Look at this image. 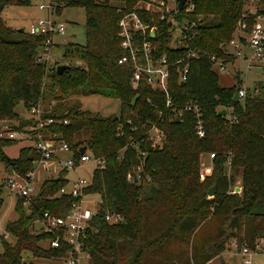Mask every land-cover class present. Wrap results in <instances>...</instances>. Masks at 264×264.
<instances>
[{
	"label": "trees",
	"instance_id": "trees-1",
	"mask_svg": "<svg viewBox=\"0 0 264 264\" xmlns=\"http://www.w3.org/2000/svg\"><path fill=\"white\" fill-rule=\"evenodd\" d=\"M55 1L85 10V42L77 50L76 65L68 64L69 69L62 73L38 60L46 35H30L3 20L4 6L23 1L0 0V121L19 120L14 109L20 102L30 110L51 97L58 103L43 111L42 118L54 122L43 131L65 141L75 160L82 146L104 160L101 167L93 166L91 174L85 176L83 190L84 197L100 212L90 221L83 239L90 264H206L232 239L251 248L255 242H264L263 82L247 88L244 98L233 100L237 87L221 86L212 65L199 58L189 61L186 83L180 86L173 62L186 49L171 46L167 22L159 21L158 14L141 13L145 22L156 26L157 35L140 37L155 45L154 57L166 54L169 60L168 91L173 107L167 108L163 93L143 80L136 87L130 83L134 71L130 62L118 63L126 51L120 46L117 22L121 14L117 9L128 11L138 0ZM188 1L194 9L181 17L194 24L190 32L195 33V39L189 47L233 60L226 52L228 41L234 32L240 33L241 23L250 26L255 18L246 13L247 0ZM235 80L241 82L239 74ZM82 92L118 98L120 114L101 116L65 103L64 99ZM190 99L201 108L205 130L201 138L195 133L193 114H179ZM220 109H227V114L218 115ZM63 119L68 122L62 123ZM153 124L156 128L152 132L158 139L149 137ZM25 127L33 134V119L20 121L13 129ZM12 142L0 137V162L8 172L24 176L33 168L37 153L28 146L21 148L18 158L10 159L3 148ZM203 153L214 154L213 166L211 173L200 179ZM227 168L240 173L239 192H231L235 185ZM129 172L138 179L128 180ZM69 177L63 170L57 177L44 179L27 205L23 198H16L17 218L4 226L15 241L9 243L4 235L0 237V264H32L25 261V252L61 260L68 255L64 244L56 249L42 246L55 235L36 230L34 221L44 212L55 216L68 212L74 199L57 192ZM213 185L216 191L209 198L207 192ZM90 195H97V200ZM2 203L0 188V209ZM106 210L124 215L125 222L107 223L103 217ZM210 220L217 223L215 235L198 237L197 231Z\"/></svg>",
	"mask_w": 264,
	"mask_h": 264
},
{
	"label": "built area",
	"instance_id": "built-area-1",
	"mask_svg": "<svg viewBox=\"0 0 264 264\" xmlns=\"http://www.w3.org/2000/svg\"><path fill=\"white\" fill-rule=\"evenodd\" d=\"M178 2L179 0H138L132 9L128 11H124V7L117 9V12L121 14L117 22L120 46L126 51L118 59V63L130 62L134 67L130 83L136 87L143 80L151 88L160 91L165 95L166 107L170 109L173 107V98L168 91V80L171 73L169 60L166 54L154 57L155 45L151 40L140 37L139 34H148L151 38H155L157 35L156 26L145 22L141 13L158 14L159 21L167 22V32L172 36L171 46L186 49L185 54L175 58L173 62L176 67L178 82L184 81L186 83L191 59L205 58L212 65L213 70L214 67H217L220 72H227L232 61L228 60L227 55H218L209 50L199 52L189 47V42L195 39V33L190 32L194 28V24L188 23L185 18L181 17V14L191 12L194 5L185 0L181 10H178ZM61 6H63V3L55 0L38 3V8L44 10L46 16L31 22L28 29L30 35H46L42 49L38 54V60L45 63L46 67L51 66L53 36L55 34L63 35L66 28L65 23L54 15L55 9ZM168 22H170L169 25ZM238 29L240 33L232 37L227 43V46H231L234 51L230 54L227 49L228 56H231L233 60L243 59L246 62V67L256 63V65L262 64L264 62V14L255 16L250 26L246 22L241 23ZM236 85L238 97L244 98L247 86L243 85L242 81L240 83L236 81ZM29 111L31 119H33V134L27 131L5 130L3 128L0 129V137H6L14 141L31 139L33 141L32 147H34L38 158L34 161L33 168L24 176L16 172H10L11 175L2 180L0 187L10 196L23 198V204L27 205L31 197L36 196L38 187L44 179L57 177L61 171L66 170L70 177L67 184L58 190L57 195H69L74 199L70 209L64 216H55L44 212L41 218L34 221V224L38 225L39 229L55 235L53 239L47 242L49 247L56 249L62 244L67 247L68 255L63 258L64 264H90V257L84 249L83 239L86 230L90 228V221L99 216L100 212L94 202V207L85 206L86 202H90L84 197L83 192L87 184V178L78 175L77 169L84 164L101 167L104 160L92 156L86 150L84 153H80L78 160H75L65 141L55 140L54 134L43 131V127L53 123L54 120L52 118L43 119L42 111L38 107H32ZM182 112L193 114L195 133L199 138L203 137L205 130L198 102L190 99L182 107L179 114ZM159 115L161 114L159 113ZM67 122V119L62 120L64 124ZM155 128L153 124L148 131L151 139L159 138V135H154L152 132ZM213 157L214 154L210 153V158ZM208 170L206 169V171ZM43 175H45L44 179L42 178ZM134 176L137 179L139 177L134 172H129L127 179L133 180ZM203 178L201 173L200 179ZM231 192L236 193L234 189ZM103 217L109 224L125 222L124 215L113 210L104 211ZM3 235L4 238H7L9 234L5 232ZM232 248L241 256L242 264H253L254 255L257 252H264V242H255L254 247L251 248L246 244L239 243L236 239H232L229 250Z\"/></svg>",
	"mask_w": 264,
	"mask_h": 264
},
{
	"label": "rangeland",
	"instance_id": "rangeland-1",
	"mask_svg": "<svg viewBox=\"0 0 264 264\" xmlns=\"http://www.w3.org/2000/svg\"><path fill=\"white\" fill-rule=\"evenodd\" d=\"M20 3H12L3 7L1 16L6 24L12 28L19 29L23 28L25 32H28L30 23L36 21L38 18L46 16V12L38 8V3L46 2V0H22ZM247 14L254 16L264 13V0H247L245 5ZM61 21L65 23V32L63 35L55 34L52 39V50H51V66L57 64L67 63L76 65L78 54L77 50H73L76 46H82L85 42V10L81 7L70 8L67 6H61L55 9V13ZM238 35L234 32V36ZM233 36V37H234ZM67 48L71 50L67 51ZM230 54L234 53L231 46H227ZM234 60L228 66L227 72H220L217 67H214V71L217 74L219 84L223 87H237L235 74H239L243 85L251 89L258 81H262L264 84V62L256 65L252 64L246 67V62L242 59H237L233 64ZM65 103L69 105L77 104V106L86 112L92 114H99L101 116H118L120 114V100L114 96L103 93H78L68 99H64ZM58 101L49 97L38 105L40 111H49ZM19 116V120H4L0 121L7 128L13 129L20 121H25L30 116V111L24 107V104L20 102L14 109ZM21 119V120H20ZM23 119V120H22ZM32 147L33 141L31 139H23L20 141L12 142L3 148L4 153L10 159H16L19 156L21 148ZM36 166V164H35ZM212 163L210 153H203L200 159V175L203 177L209 175L212 170ZM93 169L92 164H84L82 167L77 169L78 175L89 176ZM206 169H209L206 171ZM228 175H233V185L239 186L240 184V173L233 171L229 168L226 169ZM11 173L7 171L5 165L0 162V185L3 179L10 176ZM40 175V173H39ZM41 176V175H40ZM45 175L42 176L44 179ZM41 178V179H42ZM240 187V186H239ZM1 188V187H0ZM240 191V190H239ZM238 191V192H239ZM3 203L0 209V237L5 233L4 226L8 221L15 220L17 214L14 210L16 198L8 195L4 189H2ZM93 200H97V195H90ZM209 197V196H208ZM211 198V197H209ZM85 206L94 207L93 201L86 202ZM39 226H36L38 230ZM217 229V223L214 220L206 222L197 231V236H214ZM5 240L9 243H14L15 239L13 236L8 235ZM42 246L48 247V243H41ZM213 244L210 243L209 247ZM230 243H227V248L220 252L217 256L212 258L206 264H242V259L239 254L232 248L229 250ZM2 252V244L0 238V253ZM25 261L31 262L32 264H64V261L57 258H43L33 257L29 252L24 253ZM85 262V261H84ZM83 262V263H84ZM253 264H264V252H257L253 257Z\"/></svg>",
	"mask_w": 264,
	"mask_h": 264
},
{
	"label": "water",
	"instance_id": "water-1",
	"mask_svg": "<svg viewBox=\"0 0 264 264\" xmlns=\"http://www.w3.org/2000/svg\"><path fill=\"white\" fill-rule=\"evenodd\" d=\"M184 2H185V0H179V2H178V7H177L178 10H181L182 5H183ZM169 24H170V22H168V25H169ZM19 31H22V28H19ZM151 36H153V34H151ZM78 49H79L78 46L74 47V50H78ZM69 67H70V66H69L67 63L57 64V65L55 66V71H56L57 73H62L64 70L69 69ZM179 84H180V86H184V85H185V82H184V81H180ZM232 99H233V100H238V99H239L238 94H237V91L234 92ZM226 114H227V109H220V110L218 111V115H220V116H224V115H226ZM85 150H86V147H85V146H82V147L79 148L78 151H79L80 153H84ZM133 180H134V181L137 180L136 176H134ZM239 190H241V187H239V186H236V187L234 188V191H235V192H238ZM215 191H216V186L213 185V186L208 190V192H207L208 196H209V197H212V196L215 194ZM261 253H262V252H261Z\"/></svg>",
	"mask_w": 264,
	"mask_h": 264
},
{
	"label": "crops",
	"instance_id": "crops-1",
	"mask_svg": "<svg viewBox=\"0 0 264 264\" xmlns=\"http://www.w3.org/2000/svg\"><path fill=\"white\" fill-rule=\"evenodd\" d=\"M237 60V59H236ZM236 60H234L233 64L236 62ZM243 60V59H242ZM56 66V65H55ZM28 118H31V116H29ZM4 121V120H3ZM18 121V120H16ZM17 126V125H16ZM5 126L3 125V123H0V129H3ZM9 129V128H7ZM20 131H24L26 132L27 131V127L24 128V130H20Z\"/></svg>",
	"mask_w": 264,
	"mask_h": 264
}]
</instances>
